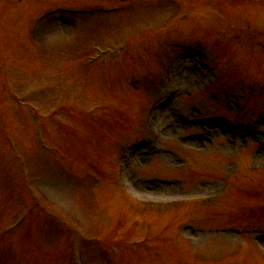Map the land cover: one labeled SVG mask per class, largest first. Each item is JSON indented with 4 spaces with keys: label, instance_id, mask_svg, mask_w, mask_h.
I'll return each mask as SVG.
<instances>
[{
    "label": "rangeland",
    "instance_id": "374dc122",
    "mask_svg": "<svg viewBox=\"0 0 264 264\" xmlns=\"http://www.w3.org/2000/svg\"><path fill=\"white\" fill-rule=\"evenodd\" d=\"M0 264H264V0H0Z\"/></svg>",
    "mask_w": 264,
    "mask_h": 264
}]
</instances>
